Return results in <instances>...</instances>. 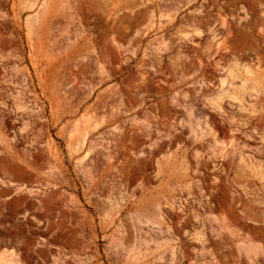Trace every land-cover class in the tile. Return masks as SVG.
Segmentation results:
<instances>
[{"label":"rangeland","instance_id":"374dc122","mask_svg":"<svg viewBox=\"0 0 264 264\" xmlns=\"http://www.w3.org/2000/svg\"><path fill=\"white\" fill-rule=\"evenodd\" d=\"M0 264H264V0H0Z\"/></svg>","mask_w":264,"mask_h":264},{"label":"crops","instance_id":"0c3cea01","mask_svg":"<svg viewBox=\"0 0 264 264\" xmlns=\"http://www.w3.org/2000/svg\"><path fill=\"white\" fill-rule=\"evenodd\" d=\"M25 78H26V72L24 70H20L16 73V75L13 77L12 84L13 85H24L25 84Z\"/></svg>","mask_w":264,"mask_h":264}]
</instances>
